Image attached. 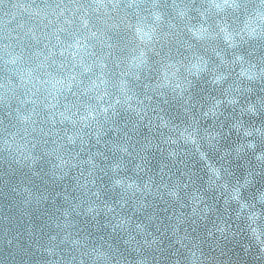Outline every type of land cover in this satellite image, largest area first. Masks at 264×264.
<instances>
[{
    "label": "water",
    "instance_id": "95a60500",
    "mask_svg": "<svg viewBox=\"0 0 264 264\" xmlns=\"http://www.w3.org/2000/svg\"><path fill=\"white\" fill-rule=\"evenodd\" d=\"M261 16L264 0H0V264H77L73 240L127 252L111 215H84L101 201L156 264H264V222L229 196L264 193ZM117 166L160 194L113 189Z\"/></svg>",
    "mask_w": 264,
    "mask_h": 264
},
{
    "label": "clouds",
    "instance_id": "9594fccd",
    "mask_svg": "<svg viewBox=\"0 0 264 264\" xmlns=\"http://www.w3.org/2000/svg\"><path fill=\"white\" fill-rule=\"evenodd\" d=\"M260 20L264 22V16L260 17ZM174 75V74H173ZM193 142L195 140L193 139ZM114 176L117 178L113 181V189L119 190L129 199L137 196H147L148 194L159 195V192H153L152 184L147 183L141 188L138 184L133 181H130L125 178H120L118 176L119 166L112 170ZM217 179H219V174L215 173ZM227 191V190H226ZM239 190L232 192L229 194L230 202L232 204L238 205L239 208L244 212L247 213V220L250 221L252 224H256L258 221L264 222V193H261L258 197H255L256 203L261 205L260 209L256 208V203L249 206L247 203L240 201ZM93 195L97 196V200L100 199L99 195L93 193ZM171 198H175L178 196L177 192L168 193ZM229 196L225 197V201L229 202ZM127 200H122L121 208H124L127 205ZM103 201L101 203L93 202L87 208L83 209L84 215L87 217H91L92 219H96V217L100 213H104L105 216L111 215L113 220L116 221L115 225L113 226L114 229L120 228L123 229L124 232L128 233L129 239L125 241L126 244L132 245L127 252L121 250L118 247H114L110 243L105 247L104 244H100L96 247H91L86 244V242L73 240V246H77V253L79 255V259L77 264H126L128 260L132 261V264H144V260L151 255L152 264H156V255L155 253H143L139 247H136L135 244H132V241L135 240V236H132V232L143 233L144 228L140 225H136L135 228L131 227V224L120 217V213L117 209L113 206H102ZM136 212H139V208L135 209ZM237 219H242L240 214H237ZM139 243L138 241L136 242ZM135 253V256L132 254Z\"/></svg>",
    "mask_w": 264,
    "mask_h": 264
}]
</instances>
